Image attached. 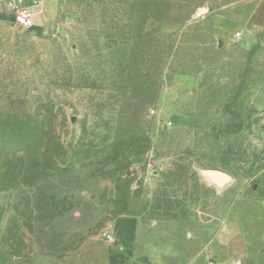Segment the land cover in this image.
I'll use <instances>...</instances> for the list:
<instances>
[{
    "label": "rangeland",
    "instance_id": "1",
    "mask_svg": "<svg viewBox=\"0 0 264 264\" xmlns=\"http://www.w3.org/2000/svg\"><path fill=\"white\" fill-rule=\"evenodd\" d=\"M263 183L264 0L0 8V264H264Z\"/></svg>",
    "mask_w": 264,
    "mask_h": 264
},
{
    "label": "built area",
    "instance_id": "2",
    "mask_svg": "<svg viewBox=\"0 0 264 264\" xmlns=\"http://www.w3.org/2000/svg\"><path fill=\"white\" fill-rule=\"evenodd\" d=\"M45 3L46 0H0V8L12 25L32 31L44 12Z\"/></svg>",
    "mask_w": 264,
    "mask_h": 264
},
{
    "label": "water",
    "instance_id": "3",
    "mask_svg": "<svg viewBox=\"0 0 264 264\" xmlns=\"http://www.w3.org/2000/svg\"><path fill=\"white\" fill-rule=\"evenodd\" d=\"M209 11L208 7L202 8L197 14L196 17L200 18ZM14 19L11 20L13 22ZM205 177L215 186L222 189L233 180L232 176L226 172L220 170L207 169L203 171Z\"/></svg>",
    "mask_w": 264,
    "mask_h": 264
},
{
    "label": "crops",
    "instance_id": "4",
    "mask_svg": "<svg viewBox=\"0 0 264 264\" xmlns=\"http://www.w3.org/2000/svg\"><path fill=\"white\" fill-rule=\"evenodd\" d=\"M258 192L264 196V183L258 186Z\"/></svg>",
    "mask_w": 264,
    "mask_h": 264
}]
</instances>
